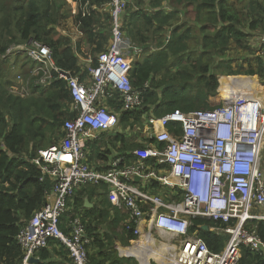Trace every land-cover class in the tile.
I'll return each instance as SVG.
<instances>
[{"label":"built area","instance_id":"1","mask_svg":"<svg viewBox=\"0 0 264 264\" xmlns=\"http://www.w3.org/2000/svg\"><path fill=\"white\" fill-rule=\"evenodd\" d=\"M130 4L132 0H109L110 43L97 56L96 66H91L92 58L87 62L91 67L85 78L59 68L52 49L40 41L14 45L7 52L26 55L34 63L30 79L25 83L18 75L12 93L26 98L32 92L31 81L49 89L54 81L63 80L72 98L73 117L62 127L61 142L39 151L32 160L43 173L41 180L47 176L53 186L44 207L17 236L23 254L20 264H30L51 241L67 250L71 264H89L93 240L82 217L74 215L67 232L61 226L77 192L99 186H107L109 201L125 209L127 230L137 237L133 248L145 238L154 239V232L177 240V245L167 246L169 264H239L243 248L264 258V241L249 226L264 222V99L244 85L255 79L264 94V76H227L224 93L220 80L222 106L149 116L136 126L147 146L133 149L130 157L115 153L104 170L89 163V145L119 125V115L108 101L117 95L123 112L143 105L130 75L143 53L126 34L124 16ZM250 45L255 67L264 71V34L254 35ZM19 82L21 89L16 88ZM156 187L159 193H152ZM194 219L227 225L205 230L229 237L223 251L213 252L199 232L191 233Z\"/></svg>","mask_w":264,"mask_h":264},{"label":"trees","instance_id":"2","mask_svg":"<svg viewBox=\"0 0 264 264\" xmlns=\"http://www.w3.org/2000/svg\"><path fill=\"white\" fill-rule=\"evenodd\" d=\"M67 1L70 0H0V264H20L23 259L17 236L44 207L46 193L53 186L49 177L41 180L43 173L32 160L46 145L51 147L60 143L64 132L59 129L73 117L71 94L63 80L54 81L46 90L31 81L29 97L11 95L9 89L16 84L12 69L27 77L24 79L27 83L34 63L26 55L8 56L7 52L14 45L40 41L52 49L59 68L74 75L82 73L85 78L89 67L97 65V56L110 43L109 0H72L77 4L72 20L85 37L83 44L88 45L94 55L91 66L84 63L80 56H88L84 55L82 43H73L59 30L63 16L66 19L63 10L68 6ZM145 6L155 10L154 13H139ZM85 11L88 13L84 14ZM127 13H137L138 18L134 28L126 22L125 30L127 37L143 51L135 59L130 74L134 89L142 95L143 105L134 112H123L119 97L111 98L108 105L119 115L118 127L134 129L145 121L146 116L160 118L177 110L190 113L222 106L217 96L216 69H222L223 75L229 76H264L262 67L254 65L256 58H252L254 51L250 45L254 35L264 34V0H133ZM196 29L198 34H195ZM167 36L169 40H166ZM154 39L158 45L155 46L157 52L152 53L154 48L147 44L151 45ZM233 46L246 53L244 64L236 68L233 67L236 60L228 56ZM24 58L26 63L22 65ZM27 61L31 70H26ZM246 84L257 93L253 90L255 79ZM57 111L60 114H56ZM172 128L173 125L171 131ZM120 131L116 129L115 135L104 133L100 141L89 145V163L93 167L94 159L107 161L116 152L128 155L142 146ZM83 189L90 191L93 187ZM152 193H159L158 188ZM74 204L78 206L79 202ZM71 214L68 212L65 217ZM204 226L225 228L227 225L194 219L191 227V233L199 232L210 250L223 251L229 237L205 231ZM249 226L254 227L264 241V222L255 221ZM88 233L93 238L89 264H138L135 260L119 258L115 242L109 235L101 238L93 231ZM122 233L120 240L124 246L137 238L125 227ZM54 242L58 241H51L50 245ZM65 252L68 255L67 250ZM38 255L41 260L38 264H55L48 248ZM132 257L137 259V255ZM239 264H264V258L243 248Z\"/></svg>","mask_w":264,"mask_h":264},{"label":"crops","instance_id":"3","mask_svg":"<svg viewBox=\"0 0 264 264\" xmlns=\"http://www.w3.org/2000/svg\"><path fill=\"white\" fill-rule=\"evenodd\" d=\"M166 7L168 6V3H165ZM135 11H139V9H136ZM155 10H152L148 7H141L139 13H145L146 15H152ZM72 12L73 14L77 12V4L74 2L72 5ZM126 24L129 27L131 26L134 28L136 25V22L138 21L137 13H130L126 14L125 16ZM128 28V27H127ZM72 33H70V36L78 43H84L85 37L82 35V33L79 31L77 26L72 21L71 25ZM74 36V37H73ZM169 40V37L167 38ZM147 45H150L148 43ZM153 49V48H151ZM150 49V50H151ZM154 51V50H153ZM90 56L87 58H82L80 56V59L87 63L90 60ZM146 116L144 120L147 119ZM120 130V127L116 128ZM115 129V130H116ZM108 134V133H105ZM63 138V137H61ZM129 138V137H128ZM121 144V143H120ZM141 144L143 146H147V142L142 140ZM47 149V148H45ZM44 149V150H45ZM43 150V151H44ZM117 153V152H116ZM115 155V153L112 155V157ZM112 157L107 161H101L94 159L93 165L97 169H107ZM76 198H78L77 201L74 199V203H78V206H76L74 203L70 206L69 213L72 212L71 216L65 217L66 221L63 220V229L64 231H69V221L74 217V215L78 214L82 217L84 223L86 224L87 231L94 232V235H99V237H104L106 235H109L111 238H113L115 242V248L118 250V256L119 258L123 259H133L132 256L137 255V260H140L142 264H147V256H142L138 252L139 246H136L135 248H129L131 245L133 247L134 242L132 241L129 246H124L120 240V236H123V230L124 227L127 229V221H128V215L125 212V209H121L119 207H116L114 204H112L108 199V187L107 186H99V187H93V190L86 191L83 188L80 189L77 194ZM67 215V214H66ZM126 216V217H125ZM206 227V226H204ZM203 227V229H204ZM205 230V229H204ZM130 232V231H128ZM89 234V233H88ZM90 236V235H89ZM91 237V236H90ZM92 238V237H91ZM93 240V238H92ZM147 241V240H146ZM93 242V241H92ZM149 242V241H147ZM156 242V241H155ZM156 247L163 248V246H159L157 243ZM92 246L89 247V249ZM88 249V252L90 253ZM48 250L52 254V260L55 264H71V260L69 259V256L66 254L65 248L63 249V246L59 245V243L54 242V244L50 245ZM142 251V250H141ZM140 251V252H141ZM143 252V251H142ZM37 253V256L35 259H38V263L41 262L40 257ZM137 262V261H136ZM35 263V264H38ZM138 263V262H137ZM139 264V263H138Z\"/></svg>","mask_w":264,"mask_h":264},{"label":"rangeland","instance_id":"4","mask_svg":"<svg viewBox=\"0 0 264 264\" xmlns=\"http://www.w3.org/2000/svg\"><path fill=\"white\" fill-rule=\"evenodd\" d=\"M229 1L230 2H233L234 0H229ZM67 4H68V6L67 7H64V10H63V13L66 15V19H65V16H63L64 17L62 19L63 22H62V25L59 26L60 27L59 30H60V32H61V34L63 36L72 39V37L70 36V33H72L71 25H72V21H73L72 18L74 17V15L72 14V5L74 4V2L72 0H70V1H67ZM130 5H133V0H132V4H130ZM134 10H136L135 7H134ZM191 12L193 13L192 10H191ZM126 14H128V13L126 12ZM126 14H125V16H126ZM125 16H124V23H126ZM192 17H193V15L190 16V18H189L190 21L193 20ZM195 34H198L197 29L195 30ZM73 43L76 44L78 42L74 40ZM82 45H83V48L82 49H83L84 55H87V56H90V57L94 58V55L91 52V49L88 47V45H84L83 43H82ZM157 45H158V41L154 39L153 42H152V44H151V47L154 48V51L151 50L152 53L157 52L156 49H155V46H157ZM191 45L194 47L195 46V42L191 43ZM76 47L77 46H74V48H76ZM233 47L234 48L232 49V51H230V53L228 54V56L231 59L236 60V63L233 64V67L236 68L237 65L242 64V63L244 64L245 61H243V59L246 57V53L244 51H241V50H236L235 49V46H233ZM21 54H22V52H21ZM80 55H82V54H80ZM15 56H23V55H15ZM145 57H147V56H145ZM13 58L14 57H12L11 60H13ZM82 58H85V57H82ZM174 61H176V60H174ZM25 63H26V59H25V61H21V64L22 65H25ZM244 67L247 68V65L246 66L244 65ZM31 69H32L31 64L28 63V61H27L26 70H31ZM214 73H216L215 75H217V77L219 79V88L217 90V96H218L219 89H220V80H222V84H223L222 85V88H221V92L223 93V89L225 88V86L227 87L228 84H229V82L226 79V77L229 76V75H223L224 72H222V69H216ZM18 75L19 74L12 69L13 82H15V80H17L16 77ZM30 76H31V74H29L28 77H30ZM23 79H26L27 80V77L24 76ZM21 83L22 82H19V84L16 86L17 89H21V87L19 86V85H21ZM255 83H256V80H255ZM253 90H256L257 91V93L255 94V96H257L261 100L264 99L263 90H262V88L257 83H256V87H255V85L253 86ZM9 93L11 95H13V96H17V97L22 98L21 96L17 95L18 93H16V92H15V94L12 93L11 92V88L9 89ZM260 96H262V97H260ZM53 111H55V110H53ZM55 113L56 114H60V111H57ZM137 128L138 127H135L134 129H130L129 130V127L122 126V127H120V130H121L120 133L121 134L126 133L127 135H130L129 138L130 139H133L138 145H140L141 143H139V141L145 139V136H144V134L142 132L138 131ZM59 131L62 132V128L59 129ZM111 134L112 135H115L116 134V131L111 132ZM61 140H62V138L60 137V141L59 142H61ZM48 142H47V144H48ZM49 147H50V145H46V148H49ZM42 150H44V149H42ZM153 236H154V239H156L155 240L156 243L159 246H163V248L156 247V244L152 243L153 238L148 239L149 242H147L146 240L143 241V243L141 244L142 247H139V248H142V251L143 250L145 251V252L144 251L143 252L146 254V256L147 255L151 256L150 258H148L147 263L148 264H166V263H168V259L167 258H169L170 255H168V250H167L166 247L167 246H170V245H177V240L176 239H173V238H170V237L160 236L157 232H154ZM129 248L130 249L133 248L132 245ZM132 258L133 259H136L134 257H132ZM152 258H156V260H154ZM135 261H137L139 264H142V262L140 260H137L136 259Z\"/></svg>","mask_w":264,"mask_h":264},{"label":"bare ground","instance_id":"5","mask_svg":"<svg viewBox=\"0 0 264 264\" xmlns=\"http://www.w3.org/2000/svg\"><path fill=\"white\" fill-rule=\"evenodd\" d=\"M225 89L226 88H224V91H225ZM224 91H223V93H224ZM260 97H262V96H260ZM148 239H150V238H145L144 240H142V242L138 245L139 247H140V245L143 243V241H145V240H147L148 241ZM152 243H156L155 241H154V239L152 240ZM142 247V246H141ZM167 248V247H166ZM142 250V248H139L138 249V252H140ZM144 251V250H143ZM145 252V251H144ZM151 256H149V255H147V259L148 258H150ZM168 259V258H167ZM169 262H170V259H168V263H166V264H169ZM148 264V263H147Z\"/></svg>","mask_w":264,"mask_h":264},{"label":"water","instance_id":"6","mask_svg":"<svg viewBox=\"0 0 264 264\" xmlns=\"http://www.w3.org/2000/svg\"><path fill=\"white\" fill-rule=\"evenodd\" d=\"M136 181L139 182L140 179L137 178ZM204 229L207 230L208 227H204ZM38 262H39L38 259L32 258L31 261H30V264H35V263H38Z\"/></svg>","mask_w":264,"mask_h":264}]
</instances>
